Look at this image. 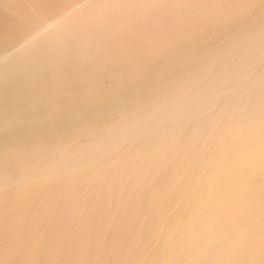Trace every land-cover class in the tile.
Here are the masks:
<instances>
[{
  "label": "bare ground",
  "instance_id": "6f19581e",
  "mask_svg": "<svg viewBox=\"0 0 264 264\" xmlns=\"http://www.w3.org/2000/svg\"><path fill=\"white\" fill-rule=\"evenodd\" d=\"M263 103L264 0H0V192Z\"/></svg>",
  "mask_w": 264,
  "mask_h": 264
},
{
  "label": "rangeland",
  "instance_id": "374dc122",
  "mask_svg": "<svg viewBox=\"0 0 264 264\" xmlns=\"http://www.w3.org/2000/svg\"><path fill=\"white\" fill-rule=\"evenodd\" d=\"M258 107L240 120L215 115L165 130L149 152L131 156L134 183L113 185V164L97 163L4 188L0 264H264ZM124 154L110 160L124 168Z\"/></svg>",
  "mask_w": 264,
  "mask_h": 264
}]
</instances>
